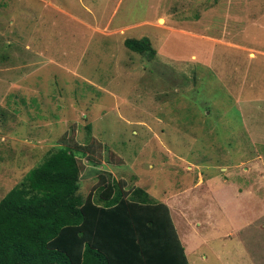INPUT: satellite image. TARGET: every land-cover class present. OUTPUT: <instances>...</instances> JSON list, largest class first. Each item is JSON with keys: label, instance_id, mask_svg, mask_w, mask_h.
Segmentation results:
<instances>
[{"label": "rangeland", "instance_id": "rangeland-1", "mask_svg": "<svg viewBox=\"0 0 264 264\" xmlns=\"http://www.w3.org/2000/svg\"><path fill=\"white\" fill-rule=\"evenodd\" d=\"M143 37L153 58L123 44ZM62 145L84 200L140 188L181 237L191 194L263 196L264 0H0V199Z\"/></svg>", "mask_w": 264, "mask_h": 264}, {"label": "trees", "instance_id": "trees-1", "mask_svg": "<svg viewBox=\"0 0 264 264\" xmlns=\"http://www.w3.org/2000/svg\"><path fill=\"white\" fill-rule=\"evenodd\" d=\"M123 44L155 55L146 37ZM76 156L52 147L0 199V264H189L166 204L116 184L84 200Z\"/></svg>", "mask_w": 264, "mask_h": 264}, {"label": "crops", "instance_id": "crops-1", "mask_svg": "<svg viewBox=\"0 0 264 264\" xmlns=\"http://www.w3.org/2000/svg\"><path fill=\"white\" fill-rule=\"evenodd\" d=\"M250 175L254 174L249 172ZM10 178L12 180L13 175ZM236 190L238 189L233 184L230 191L225 185L213 186L212 189L205 192L201 205L198 207L194 204L200 200L192 199V194L190 195L192 200H186L185 197L188 202L186 205L181 203L180 208L185 214L189 213L186 210L190 208L198 218L195 233L193 230L188 232L189 228L186 226L183 227V236L178 234L189 264L192 262L194 264H209V259L212 258L210 252L213 253L216 246L222 248L223 251H220L219 256H216V262L224 259L225 264H229V255L226 250L229 246L239 248L244 252L245 264H264V195H250L248 188L247 191L244 190L245 194H239ZM165 202L166 200L163 201L164 204ZM225 239L229 240L223 241ZM186 241H191L190 249H188ZM226 243L228 245L224 247ZM200 246L205 251L199 253ZM218 253L216 252L215 255Z\"/></svg>", "mask_w": 264, "mask_h": 264}]
</instances>
